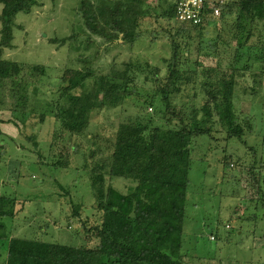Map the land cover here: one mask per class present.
<instances>
[{
	"label": "rangeland",
	"instance_id": "374dc122",
	"mask_svg": "<svg viewBox=\"0 0 264 264\" xmlns=\"http://www.w3.org/2000/svg\"><path fill=\"white\" fill-rule=\"evenodd\" d=\"M77 1L37 0L30 15L17 17L16 25L22 28V35L27 34L28 44L23 49L20 37L13 41L17 48L11 57L16 62L43 65L48 72L37 85L40 96L33 103L42 102L51 92L58 95L60 107H66L68 99L62 97L94 95L97 84L106 78L120 85L124 72L134 100L121 107L125 116L120 115L122 109L90 113L88 126L80 136L56 128L54 120L48 118L41 135L37 134L42 158L18 149L21 143L17 140L14 143L4 140L1 146L4 149L0 150V196L17 199L19 203L31 198L34 204L28 212L21 213V208H15L17 217L2 222L5 230L0 228V237L5 234L10 237V231L14 236L30 237L36 229L35 235H41L47 242L94 248L96 241L91 234L92 228L100 223L99 214L88 211L82 219L76 218L79 220L76 227L77 221L70 212L66 221L61 220L60 211L52 204V194L60 191L56 181L65 187L75 185L88 210L92 205L91 187L89 183L83 186L84 171L77 169L82 161L71 149L79 144L81 151L87 153L98 147L101 156L108 158L116 128L123 121L151 119L156 127L178 128L180 118L188 123L196 116L209 132L194 140L191 147L181 264H264V197L257 193L259 190L264 193V20L240 18L239 0H219L217 17L198 30L183 31L163 13L173 0H140L141 15L133 31L139 35L137 40L132 43L119 40L107 47L106 41L94 36L95 45L86 46L90 34L85 21L78 15L74 18L80 7ZM88 1L93 3L94 10V0L85 3ZM104 25L102 29L109 33L111 25ZM67 37L77 38L74 47L81 51L86 62L64 68L70 57L59 47L50 46L54 45L50 41ZM175 51L176 60L172 61ZM172 70L179 76L168 92L170 106L165 111L157 93ZM27 76L28 73L24 78ZM224 94L230 96L227 108L219 105ZM229 118L232 128L226 124ZM22 122L19 129L22 138L40 129L37 116L29 115ZM73 125L67 122L71 129ZM236 128L243 133L242 139L229 137ZM52 133L53 156H50ZM59 155L67 157L73 168L55 170L41 163L47 159L52 162L51 157ZM238 175L240 178L235 181ZM45 212L52 213V217L46 218ZM52 218H56V224ZM23 222L38 228L29 230L21 225ZM44 223H48L45 230ZM0 264H4L2 247Z\"/></svg>",
	"mask_w": 264,
	"mask_h": 264
},
{
	"label": "trees",
	"instance_id": "16d2710c",
	"mask_svg": "<svg viewBox=\"0 0 264 264\" xmlns=\"http://www.w3.org/2000/svg\"><path fill=\"white\" fill-rule=\"evenodd\" d=\"M85 1L78 0L79 9L75 12L72 9L74 18L78 15L79 19L84 20L87 33L90 34L84 45L94 46V36L106 41L107 47L119 40L132 43L139 38L133 31L138 27L141 15L140 0H94V10L93 3ZM174 2L175 0L171 2L168 10L163 11L164 16L183 31L198 30L197 26L177 20ZM36 5L37 0H0V112L9 113L6 120L0 118V124L10 123L19 129L22 127L21 122L27 120L29 115L37 116L40 129L28 136L24 134V138L19 136L17 140L21 143L20 149H26L42 158L38 151L37 136L41 135L42 125L48 118L54 120L56 128L59 126L63 131L80 136L88 126L90 113L122 109L126 102L134 100V96L132 90L128 89L124 72L121 74L124 81L120 85L106 78L97 84L94 95L62 97L68 99L66 107H60L58 95H52L51 92L44 97L45 102L36 106L33 103L34 96L39 93L37 85L47 76L46 67L16 62L8 54V51L12 52L17 48L13 41L19 37L22 48L27 46V34L22 35V28L16 25V20L20 14L30 15ZM237 6L240 18L250 16L264 20V0H239ZM104 23L111 25L109 33L102 29L105 28ZM76 42L77 38L71 37L50 41L54 44L50 46L59 47L70 57L63 65L64 68H68V64L86 62L81 51L78 52L74 47ZM175 60L176 51L172 58V61ZM27 73L28 76L24 78ZM110 73L114 74V71ZM178 76L175 70L170 71L161 92L157 93L160 97L159 104H164L165 111H169L170 106L168 92ZM221 90L225 89L222 87ZM221 90H218L220 95ZM229 97L224 94L219 105L227 108L230 104ZM120 112V115L125 116L124 108ZM66 121L74 124V128L68 127ZM201 122L196 116L188 123L180 118L178 128H162L156 127L151 119H136L131 123L123 121L116 128L115 142L108 158L101 156L98 147L94 152L89 149V153H83L79 144L73 147L72 154L82 161L77 169L81 173L84 171L86 184L83 186L89 183L91 187L92 205L88 210L75 185L65 187L56 181L55 185L60 191L52 194V204L54 209L60 211L59 217L64 221L68 219L69 212L75 221L79 217L82 219L88 211L98 213L100 223L92 228L91 234L96 245L88 248L86 245L69 246L47 242L42 240L41 235H35V228L38 227H30L23 222L21 225L29 230L35 229L32 236H14L10 231V237L7 234L0 237L4 264H181L183 225L193 155L191 147L194 140L209 132L208 128L202 127ZM226 124L228 128H232L230 118ZM237 130L238 128L229 137L242 139L243 133ZM53 134L50 136L49 150L52 148ZM8 138L13 141L0 131V150L4 149L1 146H4V140L8 141ZM49 155L53 156L51 150ZM58 158L51 157L52 162L47 159V162L41 163H46L55 170L73 168V165H68L67 157L59 155ZM235 168L239 172V165ZM237 177L235 181L240 178L239 175ZM257 193L260 198L264 197L262 190ZM33 204L34 200L31 198L19 203L17 199L0 196V228L5 230L2 222L12 221L17 217L15 208H21V213L28 212ZM43 214L46 218L52 217L50 212ZM52 220L56 224V218ZM78 222L79 220L76 227ZM47 224L44 223L43 230Z\"/></svg>",
	"mask_w": 264,
	"mask_h": 264
},
{
	"label": "built area",
	"instance_id": "2783aa9c",
	"mask_svg": "<svg viewBox=\"0 0 264 264\" xmlns=\"http://www.w3.org/2000/svg\"><path fill=\"white\" fill-rule=\"evenodd\" d=\"M219 0H175V15L179 22L201 26L220 13ZM212 238L211 240H213Z\"/></svg>",
	"mask_w": 264,
	"mask_h": 264
},
{
	"label": "crops",
	"instance_id": "0c3cea01",
	"mask_svg": "<svg viewBox=\"0 0 264 264\" xmlns=\"http://www.w3.org/2000/svg\"><path fill=\"white\" fill-rule=\"evenodd\" d=\"M8 54H11V51H8ZM37 96H40V94H38ZM45 96V95H44ZM38 98V97H37ZM37 98H35L34 96V100L37 101ZM43 102H45V99H43L42 102L40 103H34L36 106L41 105ZM0 118H3L4 120H6L9 117H6V112H0ZM20 129V128H19ZM18 128L14 127L12 124L10 123H4V124H0V131L4 134H6L8 137L12 138V142L10 141V139L8 138V141L11 143L16 142V140L19 138V135L21 133V131ZM18 141V140H17ZM3 144V143H2ZM19 146H17L18 148Z\"/></svg>",
	"mask_w": 264,
	"mask_h": 264
}]
</instances>
